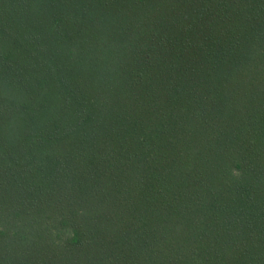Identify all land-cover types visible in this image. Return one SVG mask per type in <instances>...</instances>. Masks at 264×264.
I'll list each match as a JSON object with an SVG mask.
<instances>
[{"label": "trees", "instance_id": "1", "mask_svg": "<svg viewBox=\"0 0 264 264\" xmlns=\"http://www.w3.org/2000/svg\"><path fill=\"white\" fill-rule=\"evenodd\" d=\"M0 264H264V0H0Z\"/></svg>", "mask_w": 264, "mask_h": 264}]
</instances>
